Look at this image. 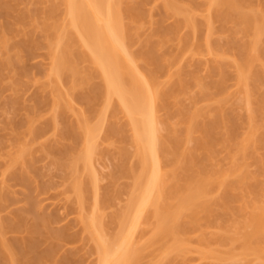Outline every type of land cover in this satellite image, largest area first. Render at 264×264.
I'll list each match as a JSON object with an SVG mask.
<instances>
[{"label": "bare ground", "instance_id": "bare-ground-1", "mask_svg": "<svg viewBox=\"0 0 264 264\" xmlns=\"http://www.w3.org/2000/svg\"><path fill=\"white\" fill-rule=\"evenodd\" d=\"M21 1L0 0V70L25 75L24 53L40 47L41 31L49 82L41 86L47 97H34L30 115H24V131L12 126L11 117L14 151L2 155L7 156L3 173L19 168L26 182L23 168L30 167L32 145L43 132L36 125L43 118L40 108L48 104L47 125L57 138L40 150L72 174L67 190L97 264H139L146 256L147 264H173L190 253L213 264H264V0H205L203 5L157 0L160 18L137 53L131 47L152 20L148 0H27L24 8ZM61 7L62 20L57 17ZM168 17L172 24H166ZM216 35L226 37L223 45ZM169 43L176 52L161 54ZM201 56L207 57L206 76L181 69L184 59ZM169 64L175 69L169 66L159 81ZM186 97L190 106L183 103ZM75 101L93 105V122ZM104 124L109 146L122 142L128 131L131 135L124 140L128 147L116 146L110 185L101 189L93 157L99 154ZM122 178L132 180L129 199L123 211L106 213L111 217L105 221L103 207L114 201ZM8 191L0 188V211ZM30 202L36 216L31 222L21 213L11 220L0 217V264H47L59 238L68 236L53 230L52 216H42L39 205ZM108 220L118 225L113 234H108ZM142 227L150 228L144 243L135 238ZM210 228L216 232L209 233ZM9 231L22 237L11 241ZM41 239L57 242L40 254ZM56 258L48 264L68 259Z\"/></svg>", "mask_w": 264, "mask_h": 264}, {"label": "rangeland", "instance_id": "rangeland-1", "mask_svg": "<svg viewBox=\"0 0 264 264\" xmlns=\"http://www.w3.org/2000/svg\"><path fill=\"white\" fill-rule=\"evenodd\" d=\"M148 1L149 2H147L148 4L146 5L145 8H147V10L152 9V11H151L152 12V20H151L150 24L147 22L145 25H143V28L141 29L142 33L140 32L141 33L140 39L137 40V42H136L137 44L135 43L131 47V51L133 53H137L138 51L141 50L142 46H140V44L142 45L141 42L144 41L143 37H145V35L147 37V35L150 34V32L154 30L155 23L160 18L161 9H160L159 4H156L157 0H148ZM21 3L22 4H20V7L24 8V6L27 5L28 1L22 0ZM198 3L203 5L205 3V0H198ZM13 14H16V13H13ZM57 17L60 20H62L64 18V12H63L62 7L59 9ZM1 20H2V16L0 14V21ZM165 21H166V24H168V25L172 24L174 22L172 17H168V19ZM183 31H185V30H183ZM217 37H215V40L220 41L221 43L220 42L219 43L223 45L224 41H226V37H224V36H217ZM37 38L41 41L40 47L35 49L34 51H32L31 54L24 53V60H23L24 62L23 61L21 62V68L23 69V71L25 70V72H26L25 75H23V74L19 75L17 72H11L10 70H8L6 68L0 70V188L8 189L9 190L8 192H10V197L5 202L6 204L3 203L4 205L0 211V217L3 219L11 220V219H13V217L15 218V214L18 215L17 213H21L23 215L25 214V217H27L28 220L31 222L32 219L33 218L35 219V217H36V216H34V213L32 212V209L29 205V204H31L30 200H32V202L34 201L36 204L39 205L38 208H40V210L38 212L42 216L43 215L45 217L46 216H52L53 224L51 227L53 228V230L58 231V232H60V231L62 232L63 230H65V231H63V233L65 234L64 236L68 235L67 237L59 238L60 239V241L58 240L59 243L57 241H56L57 243L54 241L56 243V245L54 244V242L53 243L50 242L49 245L53 244L56 247L54 249V246H53L54 250H52V252H51L53 255V258L51 257L52 259L45 261L47 264H48V261H51V260L54 261V257L55 258L57 257L56 258L57 261H59L60 259L65 261V259L68 258L65 261L66 264H69V263L70 264L71 263L72 264H97V257L95 255V253L93 252L94 245L91 241L88 240L87 235L81 231V226H80V223L77 219L78 218L77 215L79 214V212H78L79 208L77 211L76 207H78V206L75 204L76 202H75V198L73 197L74 195H71V193L68 192V190H67V187H69V185L67 186V184H68L67 182L70 181L69 180L70 175H72V174H70L69 171L61 170L58 167H56L52 161V157H50L49 155L48 156L45 155L46 153L41 152V150H40L41 149L40 147H42L43 145L53 144L57 138L55 136V133L53 132L52 128L47 125V120L50 118L49 107H48L49 105L48 104H46V105L44 104L40 108V110L42 112V114H40V115L43 116V118H41V120L38 121L36 123V125L37 126L41 125L43 128V132L41 133L39 138H37L34 141V143L32 145V148H33L32 150L34 153L29 160L30 162L28 161V163H30V164H28L30 167H28L27 164H25L27 166V168H23V169H25L24 171H26V172L28 171L27 175H26L27 180L24 178L26 182H24L22 180L21 174L18 173L19 171L17 172V170L19 168L18 169L15 168L14 170L3 173L4 172L3 170L5 169L4 167H6L5 164H7V160H6L7 158L6 157L8 156V154H10V153H12V151H14V149H13L14 145L13 144L15 143V137L13 135L11 127L12 126L14 128L17 127L19 129V131H24L26 129L25 128L26 125H24L25 124L24 123V119H25L24 115H26V114L30 115L28 113V111H30L29 110L31 108L30 106L33 105L32 103H33L34 97L39 96V95L40 96L42 95L41 97H43V96L47 95V92L45 89L41 90V88H42L41 86L47 85L49 82V79L47 77V72L49 70L48 68L50 67V60L48 59V57H49L48 56V48H47L45 35L43 32L38 31L37 32ZM142 38H143V40H142ZM15 40H17V38H15ZM220 44H219V46H221ZM161 49L162 50H160V53L161 54L164 53L165 55L167 54V51H168V54L176 52L175 51V49H176L175 45L172 43H169L168 45L164 46ZM173 49L175 52L173 51ZM206 59H207V57L203 58L202 56L194 58L193 60H191L192 62L188 61V59H184L180 63V66L183 67L181 69H183V70L185 69V71L187 70L190 72L192 70L193 71L192 73L198 72L202 76H206L207 75L206 71H205V65L207 62ZM169 66H170V64L167 66L166 71L159 76V81L162 82V80L163 81L165 80L166 72L169 71V69L171 67V66L170 67ZM174 69L175 68L173 67L172 71ZM232 79H230L228 81V86H229L230 91H234V89L232 87L234 84ZM94 81L98 82V80H94ZM41 91L43 92V94H41L42 93ZM77 101H75L76 103L74 102L75 108L76 109L78 108L79 110L82 108L86 109V111H88V112H86V113H88V115H87L88 118L92 117L93 115L91 116L90 114L94 113V112H91L92 109L94 110L93 105H91L92 107H90V105L87 103L88 106H87V108H85V105H84V104H86L85 101H79V103ZM183 103L186 106H190L189 103H191V101L188 97H186V99H184ZM92 104H94V103H92ZM94 105L97 106V104H94ZM200 106H202V104ZM97 113L95 114L94 117H96ZM107 114H109V115H107V117H109V119L111 117H113V114H111V111L107 112ZM161 114H162V112H161ZM11 117H13L12 120H14V118H15V120H14L15 122L10 121ZM69 117L71 120L73 119L70 116V114H69ZM122 118L123 117L120 115L117 116V120L118 119L120 120V122L118 121L119 124L126 123L125 120ZM93 119H95V118H93ZM90 120L93 122L92 119H90ZM9 121H10V123H12V126H10ZM39 122H40V124H38ZM14 124L16 126H14ZM58 126H60L58 128H61L62 124L60 125V123H58ZM105 126H106V124L103 125L102 131L97 138L99 154L95 155L93 157V172L99 179V186L101 187V189H102V187L106 188L110 185L109 184V179H110L109 175L114 170L113 168H114L115 163L117 162L116 159L118 158V157H116V159H115V157H114L115 151L117 153V147H119V145L122 147L124 145L127 146L128 143L125 142V143H127V144H125L124 140L126 141V137L129 138L131 135L130 131H128V132L125 131V132H127V135H125L124 140L122 139V142L118 143L116 141V143H114L115 141H113L114 145L109 146L107 144V142L104 140L105 139L104 138V131L106 129ZM125 130H128V129H125ZM11 133L13 136L11 135ZM23 138H27L28 139V140L26 139L27 142H29L31 140V138H28V137H23ZM23 138H22V142H26L25 139H23ZM128 138H127V140H128ZM114 140H116V138ZM121 143H123V145H121ZM77 147H79V144H77ZM115 148H116V150H115ZM2 155H7V156H2ZM220 157H221V155H220ZM220 157H218V158L220 159ZM249 164H251V163H249ZM20 170H22V169L20 168ZM250 170L252 172H256L257 169L254 165L251 164ZM26 172H24V173H26ZM20 173H22V172H20ZM24 173H22V174H24ZM80 175H81V177H80L81 179L83 176H84L83 178H85V174H80ZM69 183H71V181ZM117 183H118L117 187L119 188V192L117 191L118 190L117 189L116 190L117 196L116 195H115L116 197L114 196L115 197L114 201L111 202L110 206L107 205L108 206V207H106L107 209L103 207V209L106 210L104 212L105 215H106V213H107V215H109V214L112 215V214L119 213V212L123 211L124 210L123 208L125 207L127 200L129 199L128 191L130 190V186L132 185V180H130L128 178H122ZM5 184H6V186H5ZM42 188H44V189H42ZM91 201L92 200H90V198H89V201L87 202V206L89 205L88 206L89 210L91 207L90 205H92V204H90ZM109 202L110 201H108V204H109ZM88 207H86V209L84 210L85 211L84 213H88ZM75 208H76V210H75ZM35 213H37V212H35ZM107 215L105 216V221H106V218L109 217ZM111 215H110V217H111ZM110 217H109V219H110ZM108 221L110 224L111 221L110 220H108ZM111 225H113V222L110 224V230L108 229L109 230L108 234H113V231H115L117 229V226H118L117 224H116L117 226L116 225L111 226ZM111 231H112V233H111ZM208 231H209V233L212 232L211 234H214V232H216V231L212 230L211 228ZM11 232L9 231L6 235L7 239H9L11 241H14V239H15V241L17 239V241H18L20 239V237H22V233L17 234L16 232H12V233ZM149 234H150V228L142 227V229H139V231H137L135 238H136V240H140L141 243L142 242L144 243V241L148 238ZM210 237L211 236H209V238ZM191 239H192V237H191ZM211 239H212V237H211ZM42 240H44V241H42ZM192 240L194 241V239H192ZM41 241L38 242L39 245L38 244L36 245L37 246L36 251L38 250L41 252L42 250L43 251L48 250L49 245L47 244L46 240L41 239ZM190 246L192 247V250H195L196 249L195 247L197 245L192 244V242H191ZM51 248H52V246L49 247L48 251H51ZM38 251H37V253H38ZM40 254H42V252ZM190 255H189V258L186 257V259L188 258L187 260H184L186 264H205V263L206 264H213V263H210V261H209V263L207 261L206 262L199 261V257L197 256L198 255L197 253H190ZM150 259H151V257H150ZM70 260H71V262H70ZM184 261L182 259L181 260L176 259V261L174 260L175 264H180ZM148 262H150V261H148L147 256H146L145 258H143V260H141V263H139V264H147ZM174 262H173V264H174ZM211 262H213V261H211ZM185 263H182V264H185ZM226 264H234V263L228 262Z\"/></svg>", "mask_w": 264, "mask_h": 264}]
</instances>
